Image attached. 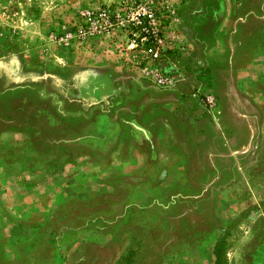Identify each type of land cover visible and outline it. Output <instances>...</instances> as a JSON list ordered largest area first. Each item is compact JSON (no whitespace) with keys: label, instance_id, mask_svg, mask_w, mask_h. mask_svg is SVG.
I'll return each mask as SVG.
<instances>
[{"label":"rangeland","instance_id":"1","mask_svg":"<svg viewBox=\"0 0 264 264\" xmlns=\"http://www.w3.org/2000/svg\"><path fill=\"white\" fill-rule=\"evenodd\" d=\"M165 1L193 50L183 70L215 73L228 101L237 85L264 93V0ZM125 2L0 0V264H214L222 238L227 264H264V192L245 210L247 191L155 204L135 191L144 178L120 175L144 80L124 61ZM263 136L219 180L263 184Z\"/></svg>","mask_w":264,"mask_h":264},{"label":"crops","instance_id":"2","mask_svg":"<svg viewBox=\"0 0 264 264\" xmlns=\"http://www.w3.org/2000/svg\"><path fill=\"white\" fill-rule=\"evenodd\" d=\"M199 67L189 69L187 79L176 91H161L145 80L140 83L132 105L137 118L134 133H126L115 148L129 153L121 158L120 175L144 178L146 184L135 187V191L151 195L155 204L159 201L155 194L163 191H247L248 197L233 204L245 210L259 203L264 183L248 185L244 190L240 182L224 184L219 179L233 174L238 177L240 152L264 135V93L249 94L237 85L228 101L218 90V76H209L212 84ZM209 67L213 73L216 67ZM211 85L218 91L219 104L208 114L202 100L213 92Z\"/></svg>","mask_w":264,"mask_h":264},{"label":"built area","instance_id":"3","mask_svg":"<svg viewBox=\"0 0 264 264\" xmlns=\"http://www.w3.org/2000/svg\"><path fill=\"white\" fill-rule=\"evenodd\" d=\"M123 11L127 13L122 20L126 24L124 61L137 76L156 88L179 90L187 79L184 58H191L193 50L179 29L177 6L165 0H126ZM105 15L106 26L112 28V18ZM202 103L213 111L218 99L209 93Z\"/></svg>","mask_w":264,"mask_h":264},{"label":"trees","instance_id":"4","mask_svg":"<svg viewBox=\"0 0 264 264\" xmlns=\"http://www.w3.org/2000/svg\"><path fill=\"white\" fill-rule=\"evenodd\" d=\"M226 241L225 238L220 239L214 249L215 263L214 264H227L226 259Z\"/></svg>","mask_w":264,"mask_h":264}]
</instances>
